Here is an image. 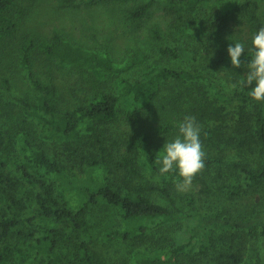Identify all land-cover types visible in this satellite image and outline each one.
<instances>
[{
    "label": "trees",
    "instance_id": "1",
    "mask_svg": "<svg viewBox=\"0 0 264 264\" xmlns=\"http://www.w3.org/2000/svg\"><path fill=\"white\" fill-rule=\"evenodd\" d=\"M128 1L134 0H59V7L119 5ZM155 1L138 0L127 6L123 14L128 20H140ZM171 1L179 2L186 12L188 20L184 34L198 35L203 44H214L217 39L224 38L230 13L242 18L247 25L251 38L249 49L252 37L264 26V0H238L231 12H220L213 17L207 16L206 4L220 0ZM16 2L0 0V70L9 54V41L18 28ZM148 34L154 40L161 36L155 25L149 28ZM194 48L190 47L189 51ZM16 51L29 90L15 95L10 90L9 79H1L0 206L13 211L22 210L27 202H32V206L29 203L31 213L25 217L19 213H1L0 264H7L10 252L2 248L3 243L13 230L31 220L48 226L45 235L35 239V244L39 252L51 258L52 264H244L251 240L258 237L259 226L264 241V210L235 216L209 210L196 211L194 194L179 192L172 181L178 174L161 175L160 165L156 163L162 156L164 144L175 139L174 133L183 118L193 116L200 126V140L205 152V168L193 181L201 186L200 194L230 203L241 196L244 186H264V103L250 99V88L254 85L243 90L239 87L229 89L228 74L233 75V71L226 73L224 70L222 74L209 71L231 68L228 55L210 59L208 69L190 71L158 66L149 78L122 80V89L117 94L100 89V81L91 73L113 76L129 72L146 60L144 52L132 53L125 64L117 66L109 54L78 45L57 31L46 39L26 36ZM196 51L197 48L194 53ZM160 52H169L172 56L187 55V51L179 47L174 50L164 47ZM249 58L247 54L243 60L248 62ZM56 68H69L77 73L76 90H66L53 72L46 79L37 73L38 70L51 72ZM167 77H173L179 83L178 95L174 96L170 111L161 107L167 114L160 120L158 130L147 128L145 115L136 110L125 115L124 122L129 131H124V136L118 128L107 125L116 117L121 97H132L135 101L156 96L161 92L160 81ZM75 91H81L87 97L76 102L73 108L59 109L58 101ZM166 98L165 94L159 96V100ZM180 101L187 104L181 103V110L178 109ZM172 113H176L178 119H173ZM31 116L42 120L50 139L64 144L61 156L50 157L46 150L36 147L25 126L13 133L7 131L8 121L18 119L25 124ZM82 128L89 134H82ZM15 145L27 152L30 165L14 157ZM256 151L263 161L259 168H250L244 155L254 157ZM252 160L255 162L256 159ZM76 161L84 168V176L78 181L68 175L69 164ZM70 166L71 171L75 166ZM95 167L100 173H96ZM155 177L158 182L150 180ZM21 179L35 188L32 199L20 189ZM153 191L154 195H150ZM99 204L118 211L120 226L107 229L101 235L107 242L143 240L148 236L147 221L161 218L169 223L188 217L197 220L190 238L200 236L202 242L195 252H183V245L165 251L164 247L153 244L143 249L134 247L130 250L131 257L124 263L109 260L95 250L96 235L86 219L87 210ZM66 225H70L71 230L63 233L62 226ZM33 263L34 260L29 261V264Z\"/></svg>",
    "mask_w": 264,
    "mask_h": 264
},
{
    "label": "rangeland",
    "instance_id": "2",
    "mask_svg": "<svg viewBox=\"0 0 264 264\" xmlns=\"http://www.w3.org/2000/svg\"><path fill=\"white\" fill-rule=\"evenodd\" d=\"M137 1H128L125 4L119 5L104 4L94 7L62 8L59 7V0H17L15 15L19 23L16 33L12 36V41H9L10 44L7 46L9 54L6 55L3 67L0 70V87L2 88L1 79L6 78L11 82L10 90L15 95H20L21 92L29 90V83L26 81L25 74L19 67V57L17 51L15 53V48L26 36L46 39L55 31L85 48L99 50L102 54H109L117 66L125 64L134 52L141 51L145 53L147 56L146 60L129 72L113 76L102 73H91V75H95V79L100 81L98 83L100 89L114 91L117 94L122 89V80L133 81L149 78L155 73L153 69L158 66L190 71L197 68L208 69L207 63L209 60L223 54L227 55V48L235 42L245 44V54L241 57V67H223V70L211 69L209 71L212 74H222L224 70L226 73L233 71V75L228 74L229 85L235 83L241 76L247 73L245 65L249 61L247 62L243 59L249 54L251 38L247 25H245L244 20L239 16L230 13V22L227 25V29L223 32L224 38L222 40L217 39L214 44H203L199 42L200 38L198 35L192 34L188 36L184 34L188 19L184 8H180L179 2L156 0L148 14L140 20L131 21L126 19L123 11H125L127 6L130 7ZM237 1L220 0L215 4L208 2L205 7L207 16L213 17V14L220 15V12L224 11L231 12L232 7ZM154 25L160 30L161 36L158 40L151 39L148 34L149 28ZM192 46L195 47L194 50L197 48L196 53H194V50L189 51V48ZM164 47H169L172 50L179 47L187 51V55L182 57L181 54L172 56L169 52L165 54L161 53L160 49ZM52 72L58 81L61 80L64 83L66 90L75 89L76 76L78 75L69 68H56L51 72L42 69L38 70L37 73L43 76L42 79H46V77L52 75ZM160 82L161 92L156 96L145 97L135 101L132 97H121L116 117L107 125L118 128L122 132V136H124V131H129V127L124 122L125 115L130 110H136L140 114L145 115L144 118L147 121L145 126L147 128L152 131L158 130L160 128V120L165 119L167 114V112L161 111V107L170 111L172 103L175 102L174 96L178 95L177 86L179 85L173 77L164 78ZM161 94L167 96L166 100H159ZM86 97V94L84 95L83 92L75 91L69 97H61L62 99L58 101V107L59 109L73 108L76 102L82 101ZM181 103L185 106L187 105L183 101H180L178 104V109L180 110L183 109V105H180ZM172 118L178 119L176 113H172ZM26 122L22 124L18 119L10 120L6 124L7 131L13 133L20 127L25 126L36 147L46 150L50 157L58 158L61 156L59 154L64 144L61 141L48 137L46 127L40 118L31 116ZM82 129V134H89V131L87 132L85 128ZM177 135L178 130L177 133H174V137ZM14 148V157L19 162L30 165L27 159V152L18 145H15ZM253 156L245 154V162L250 168H259L263 161L262 158L257 151ZM252 158L256 159L255 162H253ZM70 165L75 166L71 171L72 167ZM78 165L79 162L76 161L75 164L70 163L68 166L69 173H67L75 180L81 179L84 176L82 172L84 168ZM95 169L96 173H100L99 168L95 167ZM33 170L36 171L35 169ZM51 178L54 179L53 176ZM179 179V176L172 178L176 186ZM150 180L159 181L156 177ZM19 187H21L20 189L24 194L27 193L29 195L30 199H32L31 196L36 192L35 188L28 185L22 179L20 180ZM200 188L201 186L198 183H192L191 188L186 191L178 189L181 193L189 192L194 194V207L196 211L209 210L235 216L257 214L264 210V186L256 188L244 186L243 192L240 193L241 196L235 198L230 203L219 201L214 196L205 198L198 192ZM154 193L153 191L150 195H154ZM24 197L27 198L26 195ZM29 203L32 206V202H27L24 203L25 207L22 210L14 211L11 209L6 210L0 206V216L3 211L6 214L19 213L22 217L28 216L31 213ZM86 219H88L89 225L93 227L96 235L98 247L96 246L95 250L100 252L103 257L120 263H124L131 257L130 250L134 247L136 249H143L144 246L154 244L158 248L164 247L163 250L166 251L183 245V252H195L202 242L200 236H198L199 239L197 237L195 239L190 238L192 229L197 221L193 217L169 223L163 221L161 218L147 221L145 224L148 227V236L143 240L138 239L130 243L121 241L107 242L101 238V235L107 229L120 226L118 211L114 208L105 206L104 204L91 207L87 210ZM261 228L259 226L257 239L251 240L247 253L250 251L245 258L244 264H264V241H262L263 237L260 235ZM47 229L48 226L45 223L31 220L26 225L13 230L2 246L7 253L8 250L10 251L7 264H29L30 260H34L33 264H52L50 262L51 258L46 253L39 252L35 244V239L44 236ZM70 230V225L62 226L63 233L70 232Z\"/></svg>",
    "mask_w": 264,
    "mask_h": 264
},
{
    "label": "clouds",
    "instance_id": "3",
    "mask_svg": "<svg viewBox=\"0 0 264 264\" xmlns=\"http://www.w3.org/2000/svg\"><path fill=\"white\" fill-rule=\"evenodd\" d=\"M227 55L233 68L241 67V57L245 54V44L235 42L227 48ZM249 62L245 65L247 73L229 85L230 89L250 88V99L264 103V26L260 27L251 40ZM200 126L195 117L185 116L178 125V135L163 146L162 156L156 163L160 165L161 175L175 172L179 176L177 188L188 190L196 176L205 168V152L200 140Z\"/></svg>",
    "mask_w": 264,
    "mask_h": 264
}]
</instances>
